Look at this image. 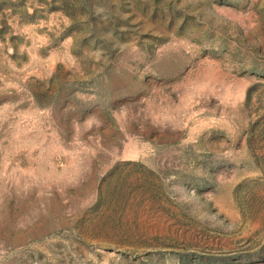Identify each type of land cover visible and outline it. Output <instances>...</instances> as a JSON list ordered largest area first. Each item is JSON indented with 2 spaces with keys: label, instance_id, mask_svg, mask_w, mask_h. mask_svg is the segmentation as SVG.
<instances>
[{
  "label": "rangeland",
  "instance_id": "rangeland-1",
  "mask_svg": "<svg viewBox=\"0 0 264 264\" xmlns=\"http://www.w3.org/2000/svg\"><path fill=\"white\" fill-rule=\"evenodd\" d=\"M0 264H264V0H0Z\"/></svg>",
  "mask_w": 264,
  "mask_h": 264
}]
</instances>
